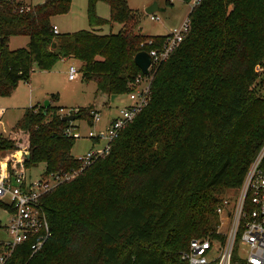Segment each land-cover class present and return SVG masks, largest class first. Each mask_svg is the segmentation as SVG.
Returning a JSON list of instances; mask_svg holds the SVG:
<instances>
[{
  "label": "trees",
  "instance_id": "obj_1",
  "mask_svg": "<svg viewBox=\"0 0 264 264\" xmlns=\"http://www.w3.org/2000/svg\"><path fill=\"white\" fill-rule=\"evenodd\" d=\"M87 1L90 30L53 34V18L71 0H42L22 13L0 0V96L33 67L50 70L61 59L78 62L97 101L132 89L134 55L164 35L135 32L126 0ZM99 1L108 19L96 14ZM187 16L186 37L145 76L147 104L107 154L43 198L51 234L42 248L32 255L29 242L20 244L5 264H184L189 241L215 232L216 206L240 186L264 141V77L254 72L264 60V0H201ZM114 22L118 32L101 31ZM15 36H27L26 47L10 49ZM89 107L76 115L91 122ZM58 110L52 101L28 107L0 148L28 151L26 165L43 163V175L77 171L71 124Z\"/></svg>",
  "mask_w": 264,
  "mask_h": 264
},
{
  "label": "built area",
  "instance_id": "obj_2",
  "mask_svg": "<svg viewBox=\"0 0 264 264\" xmlns=\"http://www.w3.org/2000/svg\"><path fill=\"white\" fill-rule=\"evenodd\" d=\"M14 3L18 12L28 11L35 3L33 0H6ZM189 10L201 0H189ZM151 19H156L150 15ZM190 29L188 16L178 25L173 26L164 34L160 44L153 39H147L142 51L152 58L150 69L166 59L182 42ZM51 32L58 34L56 25ZM258 77H264V60L254 66ZM78 67L71 64L67 77L73 80L78 76ZM139 73L131 84L132 89L127 93L130 104L121 108L114 116L105 131L89 132V138L103 141L100 148H92L80 157V167L72 173L47 174L36 178L29 177L28 167L23 156L24 150H9L0 148V203L9 212L8 223L5 227L8 239L0 242L3 252L0 253V264H5L8 255L20 244L29 242L31 254L39 251L50 236V227L42 208L43 198L63 181L72 179L86 166L97 158L107 154L111 143L120 131L144 107L149 99L148 79ZM92 120L98 121L99 113L91 110ZM70 111L68 114H72ZM65 114V115H68ZM1 123V115H0ZM73 126L65 129V133L73 138L79 134L72 130ZM0 135V139H1ZM237 194L222 197L216 206V214L220 225L213 234L196 237L189 241L188 247L180 254L184 264H264V141L250 162L243 180L236 188Z\"/></svg>",
  "mask_w": 264,
  "mask_h": 264
},
{
  "label": "rangeland",
  "instance_id": "obj_3",
  "mask_svg": "<svg viewBox=\"0 0 264 264\" xmlns=\"http://www.w3.org/2000/svg\"><path fill=\"white\" fill-rule=\"evenodd\" d=\"M41 1L33 0L34 3ZM154 1L158 2V5L164 10L153 12L152 15L157 18L151 19L150 14L145 12V8ZM126 2L135 18L136 25L134 31H139L145 35L167 33L170 28L178 26L184 20L190 8L189 0H126ZM87 7V0H71L69 11L54 18L61 33L90 30L91 26L88 20ZM95 12L99 17L104 19L109 18V7L104 2L99 1L96 3ZM121 27V24L114 22L109 25H103L100 29L103 33H116ZM27 43V36H15L10 38L9 48L14 50L26 47ZM65 68L64 62L60 60L55 62L50 70H40L33 67L27 78L28 85L25 83L26 80H21L17 83L10 96H0V115L2 121L0 135L2 137H8L11 130L17 126V123L29 105L35 106L38 109L43 106V101L46 98H50L54 94L58 95L59 93L60 99L52 97L50 101L55 106L63 104V107H59L58 110L61 116L68 114L70 111H73L72 114H76L78 110L82 108L87 109L88 106L92 110H97L100 116L98 121L91 120L89 122V120L82 117L69 121L74 130L79 134V137L73 140L70 151L74 157H80L94 144L89 138V132H102L108 120L113 115H116L121 108L130 104L127 93L118 95L113 102L97 101V98H95V83L84 82L80 77L75 81L69 82L66 78ZM257 79L260 81V77ZM257 89L259 93L264 94V85L259 83ZM103 144V142H100L96 148L101 147ZM27 167L29 177L36 178L42 173L44 164L39 163ZM236 194V189H227L222 197ZM8 218L9 212L0 206V242L8 239L5 229ZM219 225L221 229L227 228L225 224L221 226L220 222Z\"/></svg>",
  "mask_w": 264,
  "mask_h": 264
},
{
  "label": "water",
  "instance_id": "obj_4",
  "mask_svg": "<svg viewBox=\"0 0 264 264\" xmlns=\"http://www.w3.org/2000/svg\"><path fill=\"white\" fill-rule=\"evenodd\" d=\"M164 9L161 8L158 5V2L154 1L153 3H151L149 6H147L145 8V12L148 14H152L153 12L156 11H163ZM51 47H54V43H52ZM133 63L136 65V67L140 70L141 73H143L144 75H148L149 74V66L152 63V58L151 56L146 52V51H138L134 57H133ZM116 95H111L110 96V101L113 102L115 99ZM50 104L49 100H44L43 101V106L46 108L48 105ZM62 120L64 121H72L76 118H78V116L76 114H68V115H63ZM23 156L25 157V159H29L30 157V153L29 152H24Z\"/></svg>",
  "mask_w": 264,
  "mask_h": 264
},
{
  "label": "crops",
  "instance_id": "obj_5",
  "mask_svg": "<svg viewBox=\"0 0 264 264\" xmlns=\"http://www.w3.org/2000/svg\"><path fill=\"white\" fill-rule=\"evenodd\" d=\"M188 11H189V9H188ZM188 13V12H187ZM187 15V14H186ZM56 17V16H55ZM54 17V18H55ZM54 18H53V25H56L57 26V28H58V31H59V33H61V31L59 30V26H58V24H57V22L56 21H54ZM171 29V28H170ZM170 29L167 31V33L170 31ZM164 34H166V32L164 33ZM164 34H159V35H164ZM60 61H62V62H64V65L66 66V68H65V70H66V78H67V80L69 81V82H72V81H75L78 77H80V75L78 74V76L75 78V79H73V80H69L68 79V77H67V74H68V68H69V66L71 65V64H74V65H76L77 67L79 66L78 65V62H76V61H74V60H67V59H61ZM25 83L28 85V81L26 80L25 81ZM52 97H55V99H60V94L58 93V95H56V94H54V95H52ZM52 97H50V98H52ZM117 97V96H116ZM116 97H115V99H116ZM50 98H46L45 100H49V102L51 103V101H50ZM114 99V100H115ZM93 103V102H92ZM92 103H90V104H92ZM109 104V103H108ZM32 107V105H29V107ZM56 106H58V107H63V104L62 105H60V104H57ZM117 115V114H116ZM116 115H113L109 120H108V122H107V124H106V126H105V129L107 128V126L109 125V123H110V121H111V119L114 117V116H116ZM100 117V116H99ZM99 120V119H98ZM1 124H2V121H1V123H0V126H1ZM72 126V125H71ZM105 129L103 130V131H105ZM102 131V132H103ZM95 133H101V131H95ZM92 140V142L94 143L93 145H92V147L93 148H96V146L97 145H99V143L100 142H103V141H94L93 139H91ZM92 147L90 148V149H92ZM100 147V146H99ZM98 147V148H99ZM89 149V150H90Z\"/></svg>",
  "mask_w": 264,
  "mask_h": 264
}]
</instances>
